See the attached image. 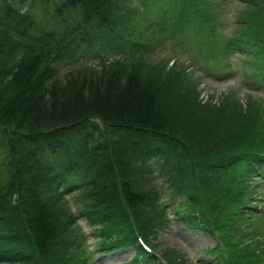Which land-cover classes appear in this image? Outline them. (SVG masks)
Instances as JSON below:
<instances>
[{
    "label": "trees",
    "instance_id": "1",
    "mask_svg": "<svg viewBox=\"0 0 264 264\" xmlns=\"http://www.w3.org/2000/svg\"><path fill=\"white\" fill-rule=\"evenodd\" d=\"M131 1L0 0V264H84L90 255L79 219L94 237L93 252L131 248L134 257L126 264L156 259L137 241L153 249L147 214L159 208H144L155 172L146 163L183 156L189 141L180 122L191 125L198 116L192 100L173 95L176 87L166 75L175 64L166 68L164 57H153L160 50L147 45L164 38L132 14ZM139 1L142 7L150 2ZM219 1L206 8L202 0L169 1L183 13L163 17L157 29L168 32L170 47L191 43L196 55L189 63L199 65L203 77L223 79L235 67L246 87L262 90L264 28L257 31V24H264V0H234L237 8H258L259 18L239 9L236 28L227 34L219 22L227 3ZM83 58L97 64L81 63ZM69 65L74 67L64 73ZM190 85L186 78L179 84ZM209 105L206 100L203 108ZM228 162L264 179V141L254 140ZM190 174L170 198L172 212L183 225L215 237L204 253L214 256V264H264V244L250 237L259 246L251 249L244 244L249 235L239 230L243 215L264 222V205H244L249 192H227L229 186L207 172L190 168ZM237 203L244 211L235 213ZM250 209H257L254 215ZM159 221L154 218V227L165 222ZM157 258L191 264L167 250Z\"/></svg>",
    "mask_w": 264,
    "mask_h": 264
},
{
    "label": "rangeland",
    "instance_id": "2",
    "mask_svg": "<svg viewBox=\"0 0 264 264\" xmlns=\"http://www.w3.org/2000/svg\"><path fill=\"white\" fill-rule=\"evenodd\" d=\"M159 1L150 0L149 3L144 4L142 7L139 0H132L130 5L132 14L143 19L142 22L140 21L141 24H153L151 28L153 33L159 38H164V40L161 39L147 45L152 46L154 44L153 46L160 50L155 52V54L153 53V57H164L163 62H166V68L171 64L172 66L175 64L176 67L173 68L172 72L166 75V81L176 87L173 95L192 100L194 112L198 119H202L205 124L202 127H197L199 123L197 118L191 125L189 122H180L179 129L183 132L182 136L189 141L183 156L173 155L171 161L158 159L147 161V166L154 169L155 172L150 178V184L147 186V188L149 186L151 188L148 192L149 194L147 193L144 208L147 210L148 206L153 205L159 207L157 210L147 214L152 220L150 229L153 234L149 236V239L154 246L153 252L159 253L167 250L178 255H184L192 264H198L197 262L200 260L196 256H201V250L213 245L214 237L208 232L201 233L187 227V225H183L177 215L172 212L175 200L171 201L170 198L176 195V192L183 184L182 179L185 176H189L191 180L190 168H192L199 174L207 172L216 182L217 179L223 181L229 186L227 192H232L239 188L249 192L247 199H242L241 201L244 205L255 207L264 205V179H258L253 174L248 175L239 164L225 163L228 161V156L230 158L233 153L248 149V145L254 140L264 141V88L257 91L246 87L244 83L241 84L242 74L240 71H236L230 78L215 80L203 77L199 65L194 66L189 63L196 55L191 43L180 42L179 45L170 47L172 44L168 32L157 29V25L162 21L163 17L180 15L183 13V9L176 3H170L173 0H166L164 3H159ZM213 1L219 0H202L199 5L206 8ZM224 1L227 3L224 8L225 13L219 20L221 25L226 23V26L222 28L223 34H227L232 28H236L235 25L233 26L232 20L233 15L235 13L238 14L239 9L241 13L248 15L249 19L258 20V8L254 9V7L246 6L245 8L242 6L237 8L234 0ZM251 25L252 28L256 26L252 21ZM243 28L242 25L241 29ZM263 28L264 24L261 27L258 20L257 31ZM134 33V37L139 39L138 32ZM218 37H220L219 34ZM110 44L111 42L104 43L107 47ZM162 46L163 48H160ZM93 49L90 48L88 51ZM108 59H111L109 55ZM87 62H90L93 66L97 64L93 58H83L81 60V63ZM190 64H192L195 71L191 69ZM73 67L72 65L65 67L64 73ZM182 78H186L187 82H191V85L189 87L179 86ZM176 81L178 82L177 85L175 84ZM206 100L210 102L209 108H203ZM174 101L177 102V99ZM218 162H222L223 167H219ZM159 173L162 174L161 177H159ZM199 182L204 185L201 180ZM198 200L202 201L201 198H198ZM205 200H207V197ZM71 203L73 202L71 201ZM161 204L164 205L161 206ZM68 207L73 209L69 204ZM199 207L206 215L209 214L202 202ZM233 207L236 208L235 213L244 211V209L237 208L238 203L233 205ZM256 210L250 209V214L254 215ZM155 217L160 218L161 221L165 220L159 228L154 227ZM219 220L223 224L221 218ZM239 220L241 221L239 230L249 235L248 237L245 236L244 244L251 245V249L259 248L258 245L255 246L254 241L264 244V222L260 220L255 222L253 217L247 215H243ZM77 225L84 234V236L82 235V244L86 246L90 255L88 259H85L84 264H121L131 260L133 257L134 254L131 248L115 252L109 251V253L103 255H100L97 251L93 252L94 237L89 235L86 223L83 219H79ZM228 234L229 232L225 230L226 237H229ZM250 237L254 241L250 242ZM74 239L72 236L71 240ZM61 263L59 262L58 264ZM15 264L23 263L16 262ZM35 264H39L36 259Z\"/></svg>",
    "mask_w": 264,
    "mask_h": 264
}]
</instances>
